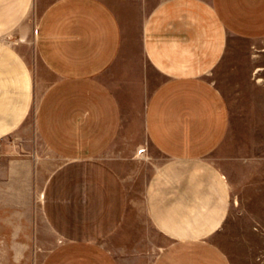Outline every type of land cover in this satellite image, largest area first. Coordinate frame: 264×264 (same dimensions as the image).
Listing matches in <instances>:
<instances>
[{
	"label": "crops",
	"instance_id": "crops-1",
	"mask_svg": "<svg viewBox=\"0 0 264 264\" xmlns=\"http://www.w3.org/2000/svg\"><path fill=\"white\" fill-rule=\"evenodd\" d=\"M32 2L0 0V139L30 108V70L5 36ZM45 2L37 46L55 79L39 101L37 126L62 163L43 189V214L59 243L42 264H233L216 237L228 230L232 189L246 185L247 173L228 174V158L224 169L210 158L231 124L211 76L228 57L253 60L249 45L264 39V0ZM151 69L161 80L144 128L166 162L148 184L143 222L106 153L117 148L131 161L137 152L124 132L126 112Z\"/></svg>",
	"mask_w": 264,
	"mask_h": 264
},
{
	"label": "rangeland",
	"instance_id": "rangeland-1",
	"mask_svg": "<svg viewBox=\"0 0 264 264\" xmlns=\"http://www.w3.org/2000/svg\"><path fill=\"white\" fill-rule=\"evenodd\" d=\"M46 4L45 0H33L24 22L5 36V42L17 47L26 60L32 93L25 121L0 139V264H42L59 243L44 217L42 195L48 177L62 159L46 146L37 126L39 101L55 79L37 46ZM135 36L139 55V37ZM249 49L253 60L228 57V66L222 64L211 76L226 95L231 124L228 136L210 158L221 169L228 158V174H235L236 167L247 173L246 185L232 189L228 230L216 237L233 264H264V69L256 72L258 67L264 68V39L250 44ZM160 80L151 69L129 99L124 132L132 134L137 147L132 160L123 161L117 148L106 153V158L120 167L143 222L148 184L166 162L148 138L143 120L148 98Z\"/></svg>",
	"mask_w": 264,
	"mask_h": 264
},
{
	"label": "bare ground",
	"instance_id": "bare-ground-1",
	"mask_svg": "<svg viewBox=\"0 0 264 264\" xmlns=\"http://www.w3.org/2000/svg\"><path fill=\"white\" fill-rule=\"evenodd\" d=\"M262 69H264V68H262V67H258L257 68V70H256V72H258V71H260V70H262ZM262 78H260V80H261Z\"/></svg>",
	"mask_w": 264,
	"mask_h": 264
}]
</instances>
